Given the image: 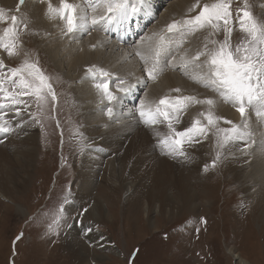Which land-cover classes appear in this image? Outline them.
Returning <instances> with one entry per match:
<instances>
[{"label":"rangeland","instance_id":"rangeland-1","mask_svg":"<svg viewBox=\"0 0 264 264\" xmlns=\"http://www.w3.org/2000/svg\"><path fill=\"white\" fill-rule=\"evenodd\" d=\"M175 1L177 0H165L161 7H158L156 22L159 21V23L155 22L151 27H147L145 32L143 31L146 33L145 36L157 25L162 26L158 33L164 30L163 34L166 35L167 25L163 26L164 23L161 21L168 15L170 7ZM252 1L256 2V0ZM205 3L207 0H200V6L187 13L191 8L189 7L184 16H194ZM253 6L255 8L253 16L264 21V0H258L257 3H253ZM17 7L18 2L15 3L13 9L4 8L0 4V8H4L7 15L16 14L21 18L26 17L29 21L28 28L20 32L21 55L9 58L5 52L0 50V59H3L6 69L17 67L24 59V52L29 54L30 59L38 61V65L50 78L58 96L56 114L59 126L57 119L53 116L55 109L50 98L43 110L37 108L34 98L26 100L31 105V108L28 109L29 112L35 115L34 120L27 113L26 119L30 124L35 125L33 129H37L32 133L37 137L36 153L34 160H25L26 163L22 159L19 160L18 154L13 156L16 161L17 159L19 161L15 165L16 168L14 167V171H17L18 183L14 181V178L11 181L8 176L4 175L7 171L3 170L2 172L5 176L2 178L3 183L13 184V186L10 183H4V185L10 189L17 186L19 191H8L7 193L3 191L2 193L0 188V264H81L82 256L79 253L81 247L89 250L85 260L92 261L90 264H96L95 255L104 257L101 264H237L233 255L229 253L230 249L251 264H264V195H262L264 191H260L257 186L253 190L254 192L252 191L248 195L243 185L232 178L227 169V161L231 159L230 149H218L215 146V137L212 132L208 134L207 138H202L199 143L184 145L189 153L201 142L207 140L208 143V148H206L208 152H205L204 157L200 158L201 164L198 169L200 177L197 176V179L192 183L193 191L197 194V208L194 212L186 210L184 204L175 195L173 186L169 192L172 197L174 196L175 202L179 204V209L172 212H168L169 208L162 206L161 201L154 194L155 192H152L154 204L150 203L151 209L146 207V200H144L143 206L136 211H131L125 202L131 199L129 197L131 194L127 193L125 188L121 189L118 194H114L108 205H105L107 211L113 216L112 220L110 218H101L102 220L98 217L89 218V208L87 207L75 211L71 209L76 205L77 171L82 166V157L86 152L87 135L81 103L77 92L73 90L70 75H66L68 69L65 66L60 69V65H56L52 60L55 59L51 56L53 52L50 53L47 48H44L45 44L42 42L48 34L37 35L35 30H31L34 25L29 16L33 15L32 13L37 10V7L31 6L28 9L29 14L27 11L22 16L19 14L23 9L17 12ZM32 9L33 12H31ZM167 10L169 11L167 12ZM7 26L8 24L0 23V30ZM205 35L206 30L188 37L179 52H187L191 56L198 48L202 47ZM241 37L242 33L236 28L232 35L233 45L238 43ZM214 38L223 40V33L221 32ZM193 40L195 41L192 43ZM88 68H83V71H87ZM179 72L183 74L181 70ZM81 76L87 77V72L82 73ZM185 81L188 82L183 84L185 91L178 88L181 90L180 92L170 91L167 93L169 95L164 93L163 96L175 98L193 95L204 99L192 88L194 86L201 90L206 88L200 87V85L198 87L191 81ZM151 83L148 81V86L142 88L141 96L146 94ZM185 87H189L190 92ZM212 95L210 98L216 99L219 104L216 94L212 92ZM127 105L120 106V108H126V110L138 108V104L137 107ZM112 107L115 109L114 106ZM205 107L201 105L189 107L181 118L190 113L192 119L188 120L185 127L180 125V122L175 123L174 121V126L179 127L175 126V128L185 130L191 126L198 113ZM233 109L235 110V108ZM215 112L216 115L235 124L241 122V120L236 122L232 117L220 115L217 107ZM249 112L248 118L255 115L252 111ZM22 113H26V111H22L21 116H23ZM11 115L14 116V113L9 112L6 118L12 117ZM19 121L22 122V125L24 124L22 119ZM164 123L167 126V123ZM220 126L231 127V125L223 123ZM59 127L64 128L62 135L59 133ZM21 129L23 127H16L9 134L1 135L2 143L0 142V145L17 142L15 137L16 139L20 138L17 131H21ZM168 132L167 128L164 136ZM64 136H66L65 143ZM255 141L257 142V140ZM256 144H252L251 147L254 148ZM240 146L243 147L242 144ZM11 148H6V151L15 150L13 147ZM217 151H223L227 154V158H222L213 168L211 165ZM107 158V160L105 159L106 164L112 162V157ZM9 159L10 163L11 157ZM205 165L209 166L208 171L204 170ZM104 173V171L100 172L101 176L96 181L95 192L101 193ZM66 197L67 201H65ZM60 209H63V212H60ZM57 216H59V222L53 223ZM74 227L82 231L78 235L83 240L82 243V240L80 241L81 245H71L70 232ZM89 227L92 231L85 234L84 229ZM92 233L98 235V242L104 243L101 248L97 247L95 242L87 239Z\"/></svg>","mask_w":264,"mask_h":264},{"label":"bare ground","instance_id":"bare-ground-1","mask_svg":"<svg viewBox=\"0 0 264 264\" xmlns=\"http://www.w3.org/2000/svg\"><path fill=\"white\" fill-rule=\"evenodd\" d=\"M164 1L165 0H154V15L135 18L130 26H125L119 30L112 28L108 32L97 29L90 33H80L75 40H68L69 38L67 36H61V22L49 21L45 16L46 4L39 3V0H25L23 5H19V0H0V4L4 8L12 9L15 7V3L18 2L19 11L23 9L19 16H22V14L24 15L27 11L29 14L28 9H30L31 6L35 5L37 7V10L34 8L36 10L34 12L32 9L31 12H33V15L29 16L34 25L31 30H35L37 35L43 36L44 34H48L42 42L45 44L44 48H47L50 53H54V55L53 53L51 54L52 58H55L52 60L55 61L54 63H56V65H60V69L62 66L68 69V74L66 75H70L73 90L78 94L87 135V140L85 142L86 152L82 157V166L80 169L78 168L79 170L77 171L76 177V205L71 209L75 211L76 209L79 210V208L83 209L87 207L89 208V218H110L112 220L113 216L107 211L105 205H108L113 195L118 194L123 188L127 190V193L131 194H128L131 199L125 201L126 206H129L131 211H136L139 207L143 206L144 200H146V207L151 209L150 203L154 204L152 192H155L154 194L157 199L161 201L163 207L169 208L168 212L179 209V204L175 202L174 196L172 197L169 192L172 186L175 188V195L179 201L184 204L186 210L194 212L197 208V194L193 191L192 183L197 179V176L200 177L198 174L200 171H198V169L201 164L200 158L204 157L205 152H208V149L206 150V148H208L207 140L206 142L203 141L199 145H196L193 150L189 151L188 154L190 159L172 158L169 155L163 154V149L158 143V141L164 137L165 130H167L165 123L146 126L139 116L138 108L122 109L126 104H128L127 106L133 105L136 107L138 104L139 107L141 100H144L146 105H151L154 108L159 100L164 97V93L166 95L172 89L177 88L185 91V89H183V84L188 83L185 80L193 82V80L184 73L181 74L179 72L180 69L178 71L179 57L180 54L184 52L177 53V51L173 50L172 55L176 57V60L172 61L171 58H169V63H175L176 69L173 70L172 67L165 68L162 76L160 75L159 79L155 82L150 81L152 83L146 94L141 96L144 86L137 83V78L147 79V74L143 71V64L135 53L137 50L147 52L155 43L157 37L154 39L152 36H154V33L158 34L162 26L159 24L160 26L157 25L156 28L153 27L144 38L142 37L144 35L143 31H145L148 26L151 27L157 21V9L159 6L161 7ZM196 1L197 0H177L175 3H172L168 15L164 18L162 17L164 20L160 19L163 20L161 21L164 23L163 26L177 19H184L186 11L189 7H192L193 4H196ZM69 2L80 3L81 0H69ZM213 2L214 0H207V4ZM243 2L244 0H239L237 4L236 2L233 3V10H235L238 5L242 6ZM257 2L258 0H256V2L247 0L251 11H255L253 3ZM51 3L53 6H59L60 0H51ZM168 11L169 10H167V12ZM156 23L158 24L159 21ZM146 25L148 26L146 27ZM163 32L164 30L161 33ZM166 35L170 34L166 32ZM194 41L195 40H193L192 43ZM93 45H95V47H93ZM93 65L98 68H103L112 74L111 90L114 95L122 98L118 102L114 101L111 105L115 107V109L113 108L112 117H109L105 112L106 106H108L107 101H104V103L100 102V95L93 87L92 81L81 76L82 73L87 72L86 70L83 71V68ZM38 67L42 70L39 65ZM42 72L46 75L44 71ZM117 78L126 79L129 83L136 84V87L127 95L124 93L119 94L115 87ZM197 85L199 87V84ZM185 88L190 92L189 87ZM192 89L203 98H210L213 96L211 91L208 93L206 92L209 91L207 89L201 90L195 86ZM218 103L217 110L220 112V115L232 117L236 122L241 120L240 114L235 111L231 105L220 102L219 98ZM120 106L122 107L120 108ZM135 109L137 110L136 113L134 112ZM27 113L29 115V110H27L26 113H22L23 116L18 119H22L24 124L22 125L23 129L17 131V134L20 136V138L17 139L15 137L17 142L0 145V188L2 189V193L3 191L6 193L8 191H19V187L17 186L11 189L6 187L2 179L5 177L4 175H6L11 181L14 178V181L17 182V171H14V167L16 168L15 165L18 159L16 161L13 156L18 154L17 156L20 157L19 160L22 159L24 163L33 161L35 157L37 137L36 134L32 133L37 129H33L35 125L30 124L28 119H26ZM161 119L163 118L161 117ZM190 119H192L190 113L186 116L183 115L180 119V125L182 124L185 127ZM249 121L255 133L254 139L257 140L256 143L258 145L255 143L257 146L255 145L254 148H248L246 152L238 150L239 147H241L240 145L231 147L229 150L231 159L227 161L228 172L231 173L230 175L234 180L243 185L248 195L255 190L257 186L260 191H264V148L261 147V143L264 142V139H262L264 138V124L258 123L255 115L249 117ZM178 130L183 131V128ZM0 138L2 139L1 135ZM65 140L66 136L63 138L64 143ZM11 147L16 151H6V148L9 149ZM9 157H11L10 163L8 161ZM107 157H112V162L106 164L105 159ZM3 170L7 171L4 175L2 173ZM101 171L105 173L102 176L101 193H99L95 192V185L98 177L101 176ZM11 186H13V184ZM262 195H264V193ZM177 205L178 207H176ZM154 227L156 228V226ZM80 232L82 231L75 227L72 232H70V242L72 246L80 244L82 240L78 236ZM87 239L91 242H95L99 248L104 245V243L97 241L99 239L97 234L92 233ZM82 242L83 240L81 243ZM83 244L82 246H84ZM88 251L89 250L84 249V247H81L79 252L82 256H80L81 264H90L92 262H89L87 259L85 260ZM229 253L233 255L238 262L237 264H251L232 249H230ZM102 258L104 257L95 255V263L101 264Z\"/></svg>","mask_w":264,"mask_h":264},{"label":"snow or ice","instance_id":"snow-or-ice-1","mask_svg":"<svg viewBox=\"0 0 264 264\" xmlns=\"http://www.w3.org/2000/svg\"><path fill=\"white\" fill-rule=\"evenodd\" d=\"M24 3L25 0H19V5ZM39 3L46 4L45 16L49 21L61 22V36L72 40L77 39L80 33H90L97 29L105 32L112 28L119 30L130 26L135 18L152 16L155 13L154 0H81L80 3L60 0L59 6H53L51 0H39ZM233 3L235 0H214L211 4L205 3L194 17L189 16L168 24L165 31L170 35L154 33L157 39L147 52L137 50L135 53L147 74V79L137 78V83L146 88L148 81H157L166 67L176 69L175 63H169V58L176 60L172 55L173 50L179 52L188 37L206 30L201 48L191 56L187 52L180 54L179 68L193 82L211 90L220 102L230 104L240 114L241 122L235 124L216 115V99H200L193 95L175 98L166 96L160 99L154 108L141 100L138 112L146 126L167 123L169 132L158 143L163 149V154L172 158L190 159L184 145L199 143L202 138H207L210 132L215 137V146L218 149H230L242 144L243 147L238 150L246 152L256 143L255 133L248 118L249 111L255 114L258 123L264 124V21L253 16L247 0L235 10L232 8ZM199 6L200 0H197L189 9V13ZM16 11H19V6ZM234 22L239 24V31L242 33L241 40L235 45L232 43ZM0 23L8 24L0 30V50L9 58L20 56V32L28 28L29 21L26 17L9 16L0 8ZM221 32L223 40L215 39ZM23 56L24 59L17 67L7 69L3 59H0V135H7L14 128L22 127V122L17 118L21 116L22 111L31 108L24 97L34 98L39 110H43L49 97L53 106L57 100L50 78L38 67V61L30 59L27 52H24ZM86 78L92 81L93 87L100 95V102L107 101L106 113L112 117L111 105L114 101L122 99L114 95L110 88L112 74L93 65L87 69ZM115 87L117 91L127 95L136 84L117 78ZM171 91L181 90L177 88ZM195 105L206 107L198 113L191 126L183 131L177 130L174 121L179 123L182 114ZM5 109L7 111H4ZM9 112L14 113V116L6 118ZM29 115L35 120L33 113L29 112ZM221 123L231 127H221ZM261 147L264 148V142ZM222 158L226 159L227 154L217 151L211 167L215 168ZM208 167L205 165L204 170L208 171ZM60 212H63V209H60ZM58 222L59 216L53 220V223ZM84 231L87 234L92 229L89 227Z\"/></svg>","mask_w":264,"mask_h":264}]
</instances>
